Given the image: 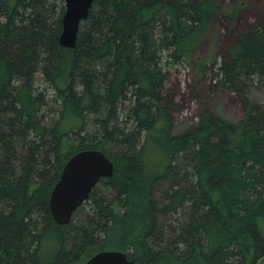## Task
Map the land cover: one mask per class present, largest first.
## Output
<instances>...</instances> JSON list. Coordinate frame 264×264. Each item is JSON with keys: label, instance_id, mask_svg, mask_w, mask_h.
Segmentation results:
<instances>
[{"label": "trees", "instance_id": "trees-1", "mask_svg": "<svg viewBox=\"0 0 264 264\" xmlns=\"http://www.w3.org/2000/svg\"><path fill=\"white\" fill-rule=\"evenodd\" d=\"M218 0H94L59 45L64 0H0V264H264V11L209 63L240 97L235 122L206 111L175 130L168 70L193 66ZM42 81L45 87L38 86ZM113 163L65 226L49 197L67 160Z\"/></svg>", "mask_w": 264, "mask_h": 264}, {"label": "rangeland", "instance_id": "rangeland-1", "mask_svg": "<svg viewBox=\"0 0 264 264\" xmlns=\"http://www.w3.org/2000/svg\"><path fill=\"white\" fill-rule=\"evenodd\" d=\"M264 11V0H218V10L212 14L208 32L202 40L196 56L208 62L203 79H198L193 66H174L168 70L162 92L175 100L173 110L175 130L182 131L195 123L203 112H210L235 122L242 116L238 94L216 89L211 80L209 63H219L227 55L232 40L248 29L259 13ZM38 86L45 87L40 80ZM252 101H264L262 95L249 94Z\"/></svg>", "mask_w": 264, "mask_h": 264}, {"label": "water", "instance_id": "water-1", "mask_svg": "<svg viewBox=\"0 0 264 264\" xmlns=\"http://www.w3.org/2000/svg\"><path fill=\"white\" fill-rule=\"evenodd\" d=\"M94 0H64L59 45L75 47L80 24L86 20ZM113 163L98 150H84L71 156L65 163L58 182L49 197L52 220L67 225L74 212L89 198L93 188L113 176ZM85 264H135L124 252L105 250L94 254Z\"/></svg>", "mask_w": 264, "mask_h": 264}, {"label": "bare ground", "instance_id": "bare-ground-1", "mask_svg": "<svg viewBox=\"0 0 264 264\" xmlns=\"http://www.w3.org/2000/svg\"><path fill=\"white\" fill-rule=\"evenodd\" d=\"M94 2V1H93ZM93 5V4H92Z\"/></svg>", "mask_w": 264, "mask_h": 264}]
</instances>
